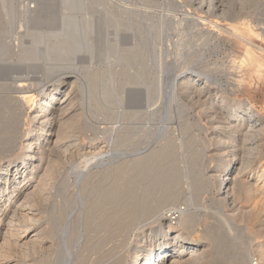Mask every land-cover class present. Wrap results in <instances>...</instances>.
<instances>
[{
  "label": "bare ground",
  "instance_id": "6f19581e",
  "mask_svg": "<svg viewBox=\"0 0 264 264\" xmlns=\"http://www.w3.org/2000/svg\"><path fill=\"white\" fill-rule=\"evenodd\" d=\"M16 1L18 2V0H16ZM19 1L21 3L24 2L23 0H19ZM30 1H32L34 3L32 6L29 5L25 1L27 3L26 7H28L27 8L28 14L26 12L22 11L23 13L29 15L28 16L29 17L28 22L31 25L30 29L35 30V28H37V30L39 29L38 31H40V33H43L44 32L43 30L45 28H46V30L50 29L49 31L47 30V32L45 30V33H43V34H46V35H48L47 33H49L52 29L54 31H51L52 33L51 32L49 33L48 38L44 37V35L42 36V34H41V36L44 37V39L45 38L47 39V41H45L46 46H44V47L42 45H41L42 47L40 46V43L43 44L42 41H44V40H42V37L39 35H36L34 37L31 36L32 37V39H30L31 44L29 45L27 43L29 46H22V42H21L20 37H16V38L14 37L16 42L11 43V44L9 43L11 46H8V44H5L6 40L4 42L0 38V76H3V77L4 76L9 77L10 75L12 76L11 73L14 72V74H16L17 70H22L21 74L26 73V75H27L29 73H33L36 75L38 73H42L43 71L41 69L44 68V67L41 68L40 70L42 72H40L39 69L36 68V66H34V62L36 61V59L37 60L38 59H40V60L46 59L48 61L47 62L45 61V62L48 64H51V63H49V60L53 61L54 58H58L59 60L62 59V61L64 58L65 59L66 58H72L73 59L75 54L77 55L78 52L80 53L82 51H84L85 54L87 51L86 55L89 56L88 58H89V62H90L92 59H95L92 57L94 56V54H96V52H94V50L97 49L96 47L99 44H100V46L102 45L101 49H100V51H102V53H100V55L102 54L104 56L103 58H107L108 56L110 57L111 55H109V54H112L113 48L116 49L114 46H115L116 41H118V39L115 42H112L114 44V46H111V45H109V44H111L109 40H108L109 41V44H108L107 42H105V39L99 38L101 36V34H99L100 36L95 37L97 39L99 38L100 40L99 39L98 40L93 39V40H95V43L94 44L90 43V41H89V34L90 33L89 32H90V30L94 29V23L91 22V23H93V26H91L92 24L89 22V20L85 19L86 17L84 18L83 15H81V14H79V16L76 17L75 13L77 11L76 12L74 11L75 13L72 11L73 13L71 16L67 15L68 14L67 12L71 13L69 10L75 9V10H79L78 12H82L81 10L86 11L85 10L86 7H87V11L91 12L93 8H91V5H89L88 1H87L88 4H86L84 0H30ZM98 1L100 2V0H98ZM109 1L110 0H108V2ZM129 1H131V0H129ZM195 1H196V4L201 5V6L207 5L206 7H208V8L211 5H214L213 4L214 0H195ZM7 2H9V5H6ZM12 2H13V0H0L1 12L2 13L4 12L3 13L4 15L10 14L9 13L10 11L12 14V9H13L12 8L13 7ZM32 2H30V3H32ZM102 2H104V1H102ZM96 3H97V0H96ZM117 3H119V2H117ZM172 3H173V5H175V7L178 6L181 9L185 8L187 6L186 0H171V4ZM106 4L107 3H105V5ZM19 5H17V6H19ZM21 5L23 6V4H21ZM21 5H20V7H21ZM92 5H94V4H92ZM117 5H118V7H120L119 4H117ZM110 6H109V8L108 7H106V8L110 9L111 8ZM195 6H193V8ZM88 7L91 10H88ZM125 7H124V10H125ZM3 8H4V11H3ZM127 8L128 7H126V9ZM132 8H134V7H132ZM165 8H166V6H165ZM172 8H174V7H171V9ZM22 9H23V7H21L20 10H22ZM65 9L67 10V12H65L67 14L63 13V11H66ZM118 9H120V8H118ZM129 9H127V10H129ZM181 9H180V11H182L181 13H183V14L190 11L189 8H185V10H181ZM95 10H99V9L96 8ZM122 10H123V8H122ZM122 10H120V11H122ZM127 10H125V11H127ZM135 10L137 11L140 9L136 8V9H134V11ZM17 11H19L18 8H17ZM103 11L104 10L102 9V12L101 11H99V12L102 14ZM116 11L114 10V13ZM131 11H130V13L132 16L133 13ZM92 12H91V14L89 12H87V13L84 12V13H86V15L89 13L88 17L91 18L92 15L93 16L95 15ZM96 12L99 14L98 11H96ZM112 12L113 11L111 10V12H110L111 15H112ZM122 12H124V11H122ZM122 12H119V13L121 14ZM141 12H142V10H141ZM144 12L145 11H143V14H144ZM17 13H16V15H18L17 17L22 16L21 13H18V14ZM84 13H82V14H84ZM137 13H138V11L134 14L136 15ZM155 13H153V14H155ZM226 13H227V11H226ZM19 14H21V15H19ZM103 14H105V13H103ZM125 14H127V13H125ZM125 14L123 13L122 15L124 16ZM162 14L164 15V13H162ZM122 15H118V16H122ZM138 15L141 17L144 16V15H140L139 13L136 16H138ZM161 15H160V17H161ZM98 16H100V15H97V18H98ZM103 16L104 15H102L100 17L102 18ZM107 16H109V15H107ZM127 16H129V14ZM153 16H152V18H155V16L154 17ZM179 16H181V15H179ZM183 16H185V15H183ZM186 16H187V14H186ZM9 17H12V16H9ZM79 17H81V18H79ZM124 17H126V16H124ZM133 17H134V15H133ZM146 17L148 18V16L145 15L144 18H146ZM101 18H99L100 19L99 20L96 18L94 19L92 17V19H94V20H99V22L96 21L98 23L95 22V26H97L96 24H98L99 28H95V29L99 30L100 28H103L104 25H106L105 24V23H107L105 21L106 19H101ZM106 18H107V20H109L108 17H106ZM126 18L128 20H130L129 19L130 17L129 18L126 17ZM126 18H123V19H126ZM190 18L191 17L189 15V19ZM195 18L197 19V17H195ZM12 19L13 18H11L10 20H12ZM20 19H22V17ZM123 19H121V20L124 22L125 20H123ZM185 19L187 21L186 17H185ZM236 19H238V18H236ZM10 20H7V21L9 22ZM16 21H18V20L16 19L15 23H16ZM21 21H23V19ZM115 21H116V19H115ZM248 21L243 20V21H241L240 24L242 26L244 25L247 27ZM18 22H20V21H18ZM18 22L16 23L17 24L16 26H18ZM117 22H119V21H117ZM123 22L120 21L119 23L122 24ZM192 22H191V25H192ZM196 22H195V24L197 25ZM204 22H206V21H204ZM210 22L216 24V22H212V21H210ZM11 23H12V21L9 23L10 26H11ZM88 23H90L89 24L90 26L88 25V27H87ZM108 23H109V21H108ZM124 23L126 25V21ZM127 23H128V21H127ZM130 23H133V22H130ZM169 23L171 24V22H169ZM211 23H209V24H211ZM21 24H19V25H21ZM170 24H169V26H170ZM184 24H186V22ZM118 25H116V26L118 27ZM125 25H120V27L125 26ZM134 25H131V26H134ZM145 25H146V23H145ZM198 25H199V23H198ZM1 26H2V24H1ZM126 26L129 28H126ZM126 26H125V28L127 30L131 28L130 25L129 26L126 25ZM172 26H173V24H172ZM3 27H4V25H3ZM7 27H9V26L7 25ZM25 27H26V25H25ZM39 27L44 28V29L40 30L41 28H39ZM113 27H114V25H113ZM146 27H145V29H146ZM11 28L13 29V26L10 27V30H11ZM132 28H134V27H132ZM249 28H248V30H249ZM0 29H1V27H0ZM108 29H110V27H108ZM118 29L115 28L113 30L116 31ZM199 29L197 28L198 32H199ZM253 29H254V27H253ZM6 30H8V29H6ZM6 30L4 28V31H6ZM16 31L17 30H15V32ZM104 31H105V29L102 32H104ZM115 31H114V33H115ZM135 31H136V29H135ZM146 31H147V33L150 31L148 34L151 33L150 29H147ZM11 32H12V30H11ZM118 32L116 31V33H118ZM131 32H132V30H131ZM138 32H140L139 29L135 33H138ZM143 32H142V34L145 33V32L144 33ZM260 33L262 35V32H260ZM17 34H18V31H17ZM19 34H21V33L19 32ZM108 34H110V31H108ZM118 34L121 35V33H118ZM198 34H199L198 35V37H199L200 33H198ZM203 34H205V33H203ZM234 34H238V33L235 31ZM24 35H25V32H24ZM110 35L107 36L108 38H106V39H110L109 38ZM127 35L130 36V34H127ZM135 35H138V34H135ZM141 36L142 35L140 34V37ZM117 37H119V36H117ZM140 37L138 36V38H140ZM168 37H169V35H168ZM202 37L203 36H201V38ZM205 37L202 38V41H204L203 39ZM115 39L116 38H114L113 41ZM128 39H125V40H128ZM134 39H135V37H134ZM144 39H142V37H141V40H143L145 42ZM184 39H183V41H186V37ZM257 39H258V37H257ZM261 39H262V37H261ZM12 40H14V39L12 38ZM90 40H92V39H90ZM120 40H122V39H120ZM123 40H124V37H123ZM141 40L138 39L137 41L140 42ZM87 41H88V43H87ZM150 41H151V39L147 40L148 43ZM23 42H24V40H23ZM118 42H121V41H118ZM125 42H127V41H125ZM144 42H142V43H144ZM147 42H145V43H147ZM153 42H154V40H153ZM186 42L188 43V41H186ZM25 43L26 42H24V44ZM182 43L184 44L185 42H182ZM133 44H131V45H133ZM135 44L137 45L136 42H135ZM152 44H151V46H152ZM155 44H157V43L155 42ZM179 44L181 45V43H179ZM116 45L118 47V43ZM121 45H122V42H121ZM139 45H140V43H138V45H137L138 47H136V48H139L140 47ZM147 45L149 46L150 44H147ZM251 45H253V44H251ZM141 46H143V45H141ZM145 46H146V44H145ZM198 46H200V45H198ZM256 46L258 48V45H256ZM132 47H134V46H132ZM172 47H173V45H172ZM119 48H120V50L118 52H120L121 49H123L124 47L123 48H122V46L120 47V44H119L118 49ZM127 48H130V47L128 46ZM14 49H15L14 53L17 54L18 58H21L23 61L26 59H29V58L35 59V60H32V61H34L32 64L33 67L30 66L32 62L28 63L30 67L26 66L27 64L24 65V67L26 66L24 69H21V68H23V67H21L22 64L19 66V64L17 65L15 63L17 65L16 66L17 68H18V66L21 67L18 69L15 67H12L14 65L9 66L10 64L9 65L5 64V61L8 60L7 57L10 56V53ZM143 49L140 48L139 50L142 52ZM179 49H181V48H179ZM247 49H248V47H247ZM97 50H99V49H97ZM125 50L128 53L127 56H129V53H130V52H128L129 50L128 51H127V49H125ZM152 50H151L152 53L155 52L154 49H152ZM254 50H256V49H254ZM261 50H262V48H261ZM131 52H132V50H131ZM137 52H138V50H137ZM249 53H251V52H249ZM97 54H98V51H97ZM134 54H136V53H134ZM134 54H133V56L131 55L132 58H134ZM162 54H163V50H162ZM115 55H116V57L114 55H112V57H114L112 59L117 58V55H118L117 51H116ZM153 55H155V53H153ZM87 56L84 58H87ZM124 56H125L124 58H126V63L127 64L130 63L132 65V63H131L132 58H130V57L128 58L126 55H124ZM135 57H137V55ZM138 57H139V55H138ZM143 57H144V55H143ZM155 57L157 59V55L151 59V60L154 59L153 62H155ZM103 58L100 57L101 62H102ZM83 59H82V61L84 62L85 60H83ZM96 59H98V58H96ZM142 59L144 61V58H142ZM142 59H140L139 61H141ZM158 59H160V56L158 57ZM80 60H81V58H80ZM80 60H79V62H80ZM73 61L71 63H73ZM93 61L94 60H92V62ZM143 61L139 62V64L142 63L144 66V65H146V63H144ZM38 62H39V60H38ZM42 62H44V61H42ZM83 62H81L79 65H82ZM101 62H100V64H102ZM107 62L108 61H105V64ZM111 62H113V61H111ZM117 62L118 61L116 60V63ZM157 62L158 61L156 60L155 64ZM46 63H45V65H46ZM103 63H104V60H103ZM123 63H125V62H123ZM134 63H136L135 60H134ZM39 64H42V63L39 62L38 66H39ZM55 64H59V63L54 62L53 65H55ZM60 64H61V62H60ZM66 64H68V67H69L70 62L66 63ZM114 64H115V62H114ZM61 65H64V64L62 63ZM85 65H88V64H85ZM156 65H155V67H156ZM70 66H71V64H70ZM109 66H110V64H109ZM159 66L160 65H158V67ZM88 67H90V66L88 65ZM58 68L54 70V67L51 66L48 68L49 73L47 70V73H45L47 75H45V74L44 75L46 77L48 75L52 76L54 73L60 71ZM78 68H80V67H78ZM138 68H139V66H138ZM80 69H82V68H80ZM101 69H103V68H101ZM109 69H110L109 67L106 68V70L103 71V73H102V74H104V72H105V74L103 76L104 78L102 76L101 77L104 79V82H105L104 87H106L108 89V91H107V89L105 88V91H107V93H109V94H113V91H111L112 88H114V87L117 88V87L116 86L109 87L111 85L113 86V82H112L113 80L111 79L112 76L111 77L109 76ZM74 70H75V67H74ZM66 72L67 71H65V73ZM113 72H115V71L113 70ZM142 72L140 71L141 74H142ZM158 72H159V70H158ZM129 73H130V71H129ZM19 74H20V72H19ZM69 74H71V73H69ZM98 74H99V70H98ZM126 74L124 73L123 76L125 77ZM141 74H139V76ZM193 74H195V73H190V75L192 77L191 79H187V81L185 79L184 81H181V85H176V89H178V91L179 90L182 91L184 89L183 85H185V84L187 85L188 81H192V83H195V84L198 83V85H199L200 81L197 78L193 77V76H195ZM56 75L58 76V74H56ZM78 75H76V78L73 77V75L72 76H64L61 79V82L63 83L62 86H52V87L46 86L44 84V82H43V85H42V82L38 83L37 82L38 79L36 77L35 78H31L28 76H26V77L24 76L21 78L13 77V78H16V80L14 79L16 84L13 85V88H12L13 91L12 92L18 93V94L14 95L13 97L9 96L8 94L7 95L0 94V153L7 152V154H4L3 156L0 157V264H242L244 258H245V260H247V255L251 254L253 251L257 252V254L259 256V260L262 262V264H264V239L263 238L260 241H258V243H256V244H252V245L246 244L247 246H246V248L244 247V250H243L244 254L242 251L243 246L241 244V241L239 240L242 236L246 237V236H248V233L253 232L254 226L253 227H249V226H250V224L252 225L254 223H257L259 220L260 216L258 217V215H259L261 209H259V207L257 205L258 204H260V205L264 204V200H263L264 199V177H263L264 176V168H261V169H259L258 172H256V174H257L256 182L254 181L255 183H251V181L249 180V176H247L246 174H244L245 172H243V169H245L246 166L243 167L241 165H237L238 161H241V160L243 161L244 159L242 158L243 156L237 157L236 149L233 146L234 143L232 144V141H234V140L236 141V139L233 138V135H234L233 131L235 130L234 127L236 124L240 123V125H248V128H250V129L251 128L255 129V127L259 128V129H256L255 131L252 130V131H254V133L256 135L257 132L264 130V116L259 117V116L253 115L250 111V109L252 107L251 104H246V103L242 104L241 103V107L244 108L243 110H241L239 107L233 108L232 110L231 109L227 110L228 114H229V117L227 119L228 125L223 126L222 125L223 123L221 121H217L218 122L217 128H222L224 138H226V139H224V140L221 139L220 136H218L215 131L212 133L214 135L213 138H215V141H217V143H219V144L220 143H222L223 145L226 144L225 146H223L224 147L223 150L225 149L224 151L226 153V154L223 153V156L224 155L230 156V158H228V161H229L228 167L225 169V172L223 174H221L222 178L220 180L221 181L220 183H222V185H224V191L222 193L223 195H220V196H224V198H226V199L231 198L232 200L240 199L242 197H246V198H248V200H251V204L248 205L247 207H245V209L241 210V212H240V217L246 223V225L243 226L244 227L243 229H239L233 223H230L229 219L226 216L222 215L223 213L221 214L222 211L220 212V210H221L222 206L218 204V201H223V199H221V197H219L218 199L216 197L213 198L212 200L219 205L220 210L217 212H219L220 215H222V217L220 218V220H217V222L214 219V222H216V223H210L208 221V223H210V224L207 225L206 229L204 228V231H203L204 237H202V239L205 238L206 240L201 239L200 242L192 243L189 241L188 231L190 228H194L193 224L198 219L197 218L198 216L201 217V215H199V214L201 213L202 209L199 210L195 206L193 207L194 204L192 205L193 201L191 200L192 202L189 201L190 204L187 202L185 203V205L186 204L187 205L184 208H179L177 206L174 208L175 212H178V214H179V215L177 214V217L174 218L172 216V215H174V213H172V211H174V209L172 207H170V208H168L170 210H168V209L166 210V207H168V205H170L169 203H171L172 200L175 201L173 197L168 195L169 194L168 192H170V194L172 193L171 191H168V190H169V188L171 189L173 184H175L176 178H174V176L178 175V174H176L175 169H173L174 170L173 171V170H171L170 166H166V165L165 166L167 168L165 166H163L162 167L163 170L162 169L157 170V171L162 170V173L161 172L158 173L159 177H157V175H155V177L150 175L151 174L150 172H152L153 169H152V171H148L150 174L146 171L148 169H151V168H149L150 165L154 164L155 162L156 163H157V161L158 162H160V161L164 162L163 160L165 159V157H163V156L170 155L169 147H170V144H172V143H170V144L168 143L169 145H167L166 144L167 140H166V142L163 140L165 142L164 144L162 142V144L164 146L161 144L162 149L159 148L160 149L159 151L157 149H155V150L152 149V151L150 150L149 152H146V153H143V151H140L141 153H143V154H140V153H137L136 152L137 150H136L135 155H133V153H132L133 157L130 158V156H128L129 158L124 159V161L130 160L129 162L128 161L126 163H124V162L119 163L120 161L115 162L118 158L117 156L120 155V153L118 154V152H116L117 149L119 150V152H121V153L124 152V153H127L129 155V151L125 152L126 151V149H125L126 144H129L128 142L132 143V144L130 143L131 144L130 146H134L133 147L134 150L137 149V147H135L136 145H134L135 140H134V142H132V141L134 138L139 137V136H136V135H139L138 134L139 132L136 133V130L139 131L141 127L139 128L138 125L143 124V123H138V124L136 123L137 124L136 126L139 129H137L136 126L131 128L130 126L124 125V123L127 124V121L125 120L126 122H124V123L120 122L119 127H117V128H120L121 123L123 124V126L121 128H124V126H126L127 128H125L124 130H121L123 133L120 135H118V132H120V131H118V129H117L116 135L113 136L114 141L111 140L120 147H117V149L115 148L116 150H115V152H113V154L111 151H108V152H111V154L113 156L116 153L115 154V155H117L116 160H114L115 158H113V156L110 154L113 158L112 159L108 155L109 154L108 152H107L108 154L106 153V155H96V153L99 152L103 148L100 145H98L97 143L92 142L93 140L91 138H90V141L88 144H85V145L77 144L76 145V143H75L76 142L75 141V135L76 134L75 133H77L76 132L77 130L75 131L73 129H75L80 123L83 125V127L94 128V125L92 124V122H88V120L91 119L90 115H89L91 113L89 108L86 110L88 112V113H86L88 115L87 116L85 114V112H86L85 109H83L85 107V105L82 106V104H80V101L82 102V100H83L82 96H84V95H81V96L79 95L78 89H80L81 86L78 88V82H79L77 79V78H79ZM97 75L94 74V76H97ZM115 75H116V72H115ZM134 75H136V74H134ZM137 75H138V73H137ZM149 75L147 74L146 77ZM90 76L92 77L93 75H90ZM129 76H128V78H129ZM142 76H145V74L143 73ZM32 77H33V75H32ZM140 77L139 78L136 77L138 79V81H139ZM9 78H7V79H9ZM47 78H46V80H47ZM50 79H52V78H50ZM97 79L98 78L96 77V80ZM4 80L5 79L3 78V80H1V81H4ZM41 80L43 81V79H41ZM117 80H119V79H117ZM172 80H175V79H172ZM11 81H13V80H11ZM110 81L112 83H110ZM121 81H124V80H122V77H121ZM131 81L134 82L133 79ZM154 81H156L155 83H157L158 80H154ZM135 82L137 84V80H135ZM135 82H134V84H135ZM92 83H94V81ZM98 83H100V82H98ZM127 83L129 84V80ZM39 84H41V86ZM46 84H47V82H46ZM82 84H84L83 81H82ZM87 84H89V83H86V85ZM95 84H97V83H94V85ZM109 84H111V85H109ZM115 84H117V83L115 82ZM122 84H123V82L121 83V85ZM145 84L147 86V83H145ZM148 84H149V81H148ZM86 85L84 84L83 87ZM89 85L91 86V84H89ZM132 85L133 84H129L130 87ZM142 85L143 84H141V85L139 84V86H142ZM154 85L156 86L157 84H154ZM174 85L175 84L173 83L172 86L175 87ZM139 86L137 87L139 91H136L137 89L132 90V92H131L132 94L131 95L128 94L129 98L127 97L128 95L126 94V92H130V90L125 87L126 89L129 90V91L126 90L125 94H124V95H127L125 98L128 101L127 102L128 106L126 108L133 106V107H135L134 110L137 111L138 105L136 106L134 104V103H136V101H139V102L144 104V101L146 102V100L149 99L148 97L153 96L155 94V92L153 93V95L151 94L150 90L148 89L149 86L144 87V85H143V91H140V90H142V88L139 89ZM94 87H89V88L85 87L86 90H84L85 93H88V96H87V94H85L86 95L85 101H87V106L90 108L94 105L93 100L97 97L95 95H99L100 91H104V90H99V85H98V87H97L98 92H96L98 94H95L93 91ZM118 87H119V85H118ZM153 87H151L152 91L154 89ZM173 87H172V89H173ZM1 88H4V85H0V89ZM85 88H83V89H85ZM100 88L103 89V86ZM125 88H123V89L125 90ZM144 88H146L145 91H144ZM4 89H6V88H4ZM37 89H40L43 92V96L41 97L42 101L40 100L41 104L38 105L37 108H35V107H33V104H34L33 97L34 96H33L32 92L37 90ZM120 89H121V87H120ZM168 89H170V88H168ZM200 89L203 90L204 86L200 87ZM9 90H10V88H9ZM105 91L102 92L103 93L102 95H104ZM80 92H82V91H80ZM122 92H124V91H122ZM5 93H7V92H5ZM120 94H121V91H120ZM102 95L101 94L99 95L100 99H102L101 98ZM155 95L157 97V94H155ZM110 96H112V95H110ZM118 96L120 97V95H118ZM196 96H197V94H196ZM98 97H97V99H99ZM119 97L117 98L118 100H120ZM167 97L168 98L172 97V99H173L174 94L169 91V93L166 94V98ZM105 98H103L102 100H104ZM125 98H122V99L125 100ZM97 99H95L96 102H99V100H97ZM109 99H110V97L108 98V100ZM111 99H113V98H111ZM150 99L147 100V102L151 101ZM174 100H172V101H174ZM152 101H153V99H152ZM170 101H171V99H170ZM170 101H169V103H171ZM100 102H101V100H100ZM139 102H138V104H139ZM176 102H178V101H176ZM102 103H104V101H102ZM102 103H100V105ZM29 104L31 105L32 108H29L28 111L24 112V110H25L24 105H28V107H30ZM83 104H85V102ZM122 104H124V101L122 102ZM146 104H148V103H146ZM146 104H145V107H147ZM96 105H97L96 108H98L100 106V105L98 106V104H96ZM96 105H94V106H96ZM107 105H108V103H107ZM115 105L118 106L119 103H118V105L117 104H115ZM120 105H121V103H120ZM81 106H82V108H81ZM105 106H106V104H105ZM105 106L103 105L102 108ZM110 106L112 107V105H110ZM167 106L170 109V107H171L170 104ZM133 107H132V110H130V113L125 111V109H124L125 107L124 108L121 107L122 110L124 109V111L121 110V113H116L114 115V117L117 118V119L114 118L115 119L114 124L118 120L119 116L120 117L123 116L122 120L124 121V118H125L124 115H126L127 117L130 115V117H133L132 118L133 120L131 118H130V120L134 122V119L136 118L135 120H137L138 117L140 116V114H141V116L145 115V114L142 115V113H145V111H146V109L143 106H142L141 110L144 109L145 111H143V112L140 111L141 112V113L139 112L140 114L139 113L137 114V112L131 113V111H134ZM113 108H114V106H113ZM163 108H164V106H163ZM163 108H161V109L163 110ZM106 109L108 110L109 108L105 107V110ZM110 109H112V108H110ZM129 109L130 108H128L127 111H129ZM105 110L103 109V111H105ZM113 110H115V109H113ZM148 110H149V108H147V112L149 113V111L151 109L149 111ZM155 110L156 109H153V111H155ZM173 110H175V109H173ZM212 110H214V108ZM19 111H21L22 113H19ZM103 111H101V112H103ZM122 112H126V113H122ZM168 112H169V110H167V107H165L163 111H160V112L157 111V113L159 115L156 114V116L158 115V117H160L159 119H163V116H166L167 114L170 113V112L169 113ZM100 113H98V114H100ZM112 113H114V112L111 110V114ZM21 114H23L25 116L23 119L21 118ZM107 114H105V115H107ZM154 114L155 113H153V112L151 114L149 113L148 117L154 118ZM147 115L148 114H146L145 116H147ZM167 116H169V115H167ZM108 117H110V115ZM111 118H109V119L111 120ZM153 118H151V119H153ZM127 119L129 120V117ZM145 119H146V117H145ZM166 119L168 120V118H165V120ZM139 120L142 121L141 117L139 118ZM146 120H148V121L147 122L143 121L145 124L150 121V119H146ZM131 121H128V123H131ZM24 122H25V124H28L29 126L26 128L25 133H22V135H20L21 127H22V125H24ZM158 122H161V121L158 120ZM94 124H97V123L94 122ZM112 124H113V120H112ZM158 124L161 125V123H158ZM164 124H165V122H163V125ZM117 125H118V122H117ZM131 125L134 126V124H132V123H131ZM142 126H144V125H142ZM188 126H190V125H188ZM11 127H12V131L10 130ZM111 127H113V125ZM163 127L164 126H160L158 129L156 127H154L155 128L154 130L150 126L148 128H151L153 131H158V133L157 132L156 133L158 135H160V134H162ZM166 127H167V125H166ZM186 129H188V128H186ZM15 131H16V133L17 132L19 133V135L16 136V138L23 136V137H21L22 139L20 138L21 141L19 142L20 143L19 148L17 147L18 146L17 142H15L16 140L15 141L12 140V138L14 136L12 137L11 132L13 133ZM147 131H148V129H147ZM153 131H148V133L143 131V132H145L144 136L146 134H148V137L152 136L151 132H153ZM166 132H167V129H166ZM112 133H113V131H112ZM247 134L248 133L246 132L244 135H247ZM250 134L248 136H250ZM169 135L170 134H168V136ZM255 135H253V136L251 135V137H254ZM140 137H142V135ZM146 137H144V139ZM156 138H157V135H156ZM163 138H165V135ZM110 139H112V138H110ZM148 140L149 139L146 138L145 142H141V144L146 143V145H147ZM150 140L152 141V139H150ZM159 140L160 139L158 138L157 143H159ZM252 140H254V139L252 138ZM151 141H149V144ZM136 142H138V141H136ZM169 142H171V141H169ZM73 143H75V145H73L75 149L71 147V149H74L73 151H71L69 147H70V144H73ZM138 143H137V145H138ZM154 143L157 144L156 142H154ZM253 143H254V141H253ZM155 144H154V146H155ZM165 144H166V146H165ZM121 146H122V148H121ZM130 146L128 147L129 149H130ZM144 147H145L144 149L147 150L146 146H144ZM174 147H175V145H174ZM177 147L178 146L176 144V148ZM128 148H127V150H128ZM133 148L131 147V149H133ZM148 148H149V145H148ZM141 149H143V148H141ZM112 150H114V149H112ZM166 151L169 154H167ZM171 152L175 153V152H173V150ZM74 153H78V155L83 154L85 156V157H83V155H82V157H81V158L85 159V161L83 163H81L79 161L80 159L78 160L79 163L77 162L79 164V165L77 164L78 165L77 166V172H75L77 174L72 173V174H74L73 178H75L74 179L75 184L73 185L74 189L72 188L73 190L69 191L68 190L69 186L65 187L66 184L69 183V181L67 180L68 178H66L67 176L63 175V179L65 181V186L63 185V188H62V186L60 188V186L56 183L59 186V188L58 187L57 188L59 190L61 189L60 190L61 191L60 196L56 198L55 196H57V195L54 193L51 195L50 190L52 188L53 189L56 188V186H57V185L55 187L53 186L56 182L55 177H56V175H58L57 171L59 169V166L61 165V161L63 159H67L68 156L69 157L72 155L74 156ZM124 153L122 155H124ZM163 154H165V155H163ZM107 155L109 156V158L107 157ZM173 155H175V154H173ZM105 156L109 160V161H107V167L104 166V167H106L105 173L103 174L102 171H98V170L96 171V170L92 169V165L102 163ZM120 157H121V155H120ZM168 158H169V156L166 157V159H168ZM105 162H106V159L103 163H105ZM131 162H133V163H131ZM67 163H68V161H67ZM168 163H170V161ZM159 164H157V165H159ZM70 165H71V163L69 164V166ZM157 165L155 164V167L153 165L152 166L154 168H156ZM70 167L74 168L75 166L74 167L70 166ZM164 167L166 168V170L164 169ZM19 168H22L20 170L21 173H19ZM68 168H67L68 175H70V173H69L70 169H68ZM246 169H247V167H246ZM103 170H105V169H103ZM196 170L198 171V169H196ZM66 171H65V173H66ZM145 171L147 172V174H142ZM40 172H42V173L39 174ZM70 172H72V171L70 170ZM38 175H39V177H38ZM165 175H167V176L164 179ZM37 177H38V179H37ZM175 177H177V176H175ZM189 177H190V174H189ZM73 178H72V180H73ZM173 178L175 179V181L172 183V181L174 180ZM185 178H186V176H185ZM166 179H168V180H166ZM193 180L191 182H193ZM58 181L61 182L63 180L60 179ZM67 181H68V183H67ZM195 181H196V178H195L194 182ZM12 182H15V184H13V186H12L13 188L10 191H8L9 187H11L10 185L12 184ZM60 182H58V183L60 184ZM209 182H211V181H209ZM209 182L208 181H205L204 183L202 182V185L207 190H208V188L215 187L218 184V182H217V183H213V184L210 183V185H209ZM102 183L106 186H103ZM166 186H167L168 190L165 188ZM191 187H192V184H191ZM64 188H66V191ZM172 188L176 189L175 186H173ZM193 188L200 189V187H198V186H194ZM201 188H203V187H201ZM62 189H64L65 192L62 191ZM164 189H166L164 191V192H166V194L163 192ZM178 191L176 193L173 191L176 194V196H177ZM53 192H55V191L53 190ZM130 192L132 193V195L131 194L129 195ZM161 192H163L165 195H163V193L161 194ZM55 193H57L59 195V192H55ZM189 193H191V192H188L187 194H189ZM64 194H65V196H64ZM158 194H161V196H158ZM178 194H181V193L179 192ZM187 194L185 195L186 197H187ZM192 194L194 197V193H192ZM162 195H163V197H162ZM49 196L50 197L54 196L56 199L55 200L53 199L54 203L51 201L52 206H50V202H49V204L46 203L45 208H47L49 206L48 211H49L50 215L49 216L47 215L48 217L46 216L47 217L46 222L41 223L40 220H41L42 213L35 212V211H37V209H35V206H36V203L43 205L44 202H46L49 199ZM182 196H184V193ZM180 197L181 196H179V198ZM189 197L190 198H188V199H191V196H189ZM179 198H177V200H179ZM188 199H186L185 201H188ZM177 200H176V202H177ZM183 200H181V201H183ZM49 201H50V199H49ZM176 202L175 203L173 202L174 205L176 204ZM184 202H182V203H184ZM214 202L212 205L216 204ZM209 207L212 209L211 206H209ZM192 208L197 209L200 213L196 212V210L194 211V209L192 210ZM48 211H47V213H48ZM165 211H166V213H165ZM203 211H202V213H204ZM169 212L171 214H169ZM197 213H198V216H197ZM209 213H210V211H209ZM209 215H208V217H209ZM210 217H212L211 219H213V216H210ZM146 219H149V220L151 219L152 220L151 222L158 223V224L148 228V229L156 232V236L154 238L152 237L150 232L149 233L148 232L147 233L142 232V233L135 234L136 233L135 231H137L138 229H142V228L137 229V226H134V225L135 224H141V221L143 223V220H146ZM174 219H176V221L174 222V223L177 222L176 225L172 224V221ZM208 220H209V218H208ZM240 221H241V219H240ZM137 222H139V223H137ZM97 227L98 228L102 227L101 230L106 229L105 236L103 234H100V236H99V234H97L99 232L97 230L100 229V228L98 229ZM144 227H145V225H144ZM147 231H149V230H147ZM102 232L104 233V231H102ZM190 232H191V229H190ZM117 234H119L121 239L116 238ZM101 235H103L104 237L103 236L101 237ZM113 239H115V241H117L118 243L114 242V244H111L113 242H110V246L106 247L105 245H107L109 243L108 241L109 240L113 241ZM127 240H130V242L128 241L129 243H127L126 242ZM214 249H216V250L214 251ZM38 256L40 257V259H39V261L36 262V259H38L37 258ZM255 264H258V263H255Z\"/></svg>",
  "mask_w": 264,
  "mask_h": 264
},
{
  "label": "rangeland",
  "instance_id": "374dc122",
  "mask_svg": "<svg viewBox=\"0 0 264 264\" xmlns=\"http://www.w3.org/2000/svg\"><path fill=\"white\" fill-rule=\"evenodd\" d=\"M24 2H20L19 0H18V2L16 1V0H13V2H12V4H13V9H12V14H11V11L9 12L10 14H8V15H4L2 12H1V8H0V27H1V29H0V38H1V40L2 41H4L5 42V40H6V42H5V44H8V46H11L10 44L11 43H14V42H16V40H15V38L16 37H20V39H21V42H22V46H29L31 43V40L30 39H32V37H34V36H36V35H39V36H41V34H42V36L44 35V37H47L48 38V35H49V33L51 32V31H54L53 29L49 32V33H47L48 35H46V34H43V33H45V30H46V28L44 29V28H41V27H39V28H41L40 30H43L44 32L43 33H40V31H38L37 30V28H35V30L37 31H35V30H33V29H30V27H31V25H30V23L28 22V16L29 15H27L28 14V12H27V8L28 7H26V4L28 3L29 5H33L34 3L32 2V1H30V0H23ZM27 3H26V2ZM29 1V2H28ZM85 1V3L86 4H88V2H89V5H91V8H93L92 9V13L93 14H95L94 16L92 15H90L91 16V18L90 17H88L89 16V13L91 14V12L90 11H87V7L85 8V10L86 11H84V10H81L82 12H78L79 10H75V9H72V10H69L71 13H69V12H67V10L66 11H63V13L64 14H67L68 16H71L72 15V13L75 11H77L74 15L76 16V17H78L79 16V14H81V15H83V17L85 18V19H88L89 20V22L91 23V22H93L94 23V29L95 28H99L98 27V24H96L97 26H95V22L96 21H98L99 22V18H101L100 16H102V15H104L101 19H106L105 21L107 22V23H105L106 25H104L103 26V28H100L99 30L98 29H93V30H90V34H89V41H90V43H95V40L97 39V38H95V37H97V36H100L99 34H101V36L103 37H99L100 39H105V42H107L108 44H109V41H110V43L111 44H109V45H111V46H114V44L112 43V42H115L117 39H118V41H121L122 42V45H121V42H118V41H116V43H115V48L116 49H114L113 48V52H112V54H109V55H111L110 57L108 56L107 58H103L104 56L101 54L100 55V53H102V51H100V49H101V46H100V44L96 47L97 49H99V50H97L98 51V54H97V51L96 50H94V52H96V54H94V56L92 57V58H98V59H92V60H94L93 62H92V60L89 62V56H87L86 54H87V51H86V54L84 53V51H82V52H78L77 53V55L75 54V56L73 57V59L72 58H64L63 59V61H62V59L61 60H59L58 58H54L53 59V61L52 60H49V63H51V64H48V63H46L48 60H46V59H38L39 60V62L40 63H42V64H39V66H38V60L36 59V61L34 62V61H32V60H35V59H31V58H29V59H26V60H22L21 58H18V56H17V54H15L14 53V51H15V49L14 50H12V52L10 53V56L9 57H7V59L8 60H6L5 61V64H10L9 66H12V65H14V66H12V67H15V68H17L16 66L19 64V66L21 65V67H23V68H21V67H19L18 66V68H21V69H24L26 66H29V64L28 63H31V65L30 66H32L33 67V62H34V66H36V68H38L39 69V71L40 72H42V73H38V74H33V73H29V74H27L26 75V73L24 74H21L22 72V70H17L16 71V74H14V72L13 73H11L12 74V78L13 77H18V78H21V77H26V76H28V77H31V78H37L38 80H37V82L39 83V82H42V85H43V82H44V84L46 85V86H62L63 85V83L61 82V79L64 77V76H72L73 75V77H75L76 78V75H78L79 76V78H77L78 79V81L80 82H78V88L80 87V89H78V91H79V95L81 96V95H84V96H82V98H83V100H82V102L80 101V104H82V106H84L85 105V107L83 108V109H85V111L89 108V110H90V120H88V122H92V124L94 125V128H89V127H83V125L80 123L75 129H73V130H77L76 132L77 133H75L76 135H75V143H76V145L77 144H83V145H85V144H88L89 143V141H90V138L93 140L92 142H94V143H97L98 145H100L103 149H101L99 152H97L96 153V155H106V153L108 152V151H111L112 152V154H113V152H115V150L117 149V147H120V146H118L116 143H114L113 141V136H115L116 135V131H117V129H118V131H120V132H118V135H120V134H122L123 132L121 131V130H124L125 128H127L126 126H130L131 128L132 127H135L138 123H143L142 125H144V126H142V125H138L139 126V128H140V130L139 131H137L136 129V133L137 132H139L138 134L139 135H136V136H139L138 138L136 137V138H134L133 139V141L132 142H134V140H135V144L134 145H136L135 147H137V149H135L134 150V146H130L132 143L131 142H128L129 144H126V151L125 152H128L129 151V155L127 154V153H124V152H119V150L117 151L116 150V152H118V154L120 153V155H121V157L123 158H121L120 157V155L119 156H117V155H115L114 154V156L111 154V152H108L107 154L112 158V156H113V158H115L114 160H116V158H117V160L115 161V162H118V161H120L119 163H122V162H124V163H126L127 161L129 162L130 160H125L124 161V159H127V158H129L128 156H130V158L131 157H133V155H135L136 153H135V151L137 152V153H140V154H143V153H146V152H149L150 150L152 151V149L153 150H155V149H157L158 151L160 150L159 148H161L162 146H161V144H162V142H163V144L166 142V140H167V142H166V144L167 145H169L170 143H172V144H170V147H169V153H170V155H167V156H169V158L168 159H166V155L165 154H163V155H165V156H163V157H165V159L163 160L164 162H158L157 161V163L155 162L154 164H152L154 167H155V164L157 165V164H159V165H157L156 166V168H154L152 165H150V167L149 168H151V169H148V170H146L147 172L148 171H152V169H153V171L152 172H148L150 175H152V176H154L155 177V175H157V177H159L158 175V173H162V170H163V166H170V168H171V170H173V169H175V172H176V174H178V175H175V176H177V177H175L174 176V178H176V181H175V179L172 181V183L175 181V184H173L172 185V187L173 186H175L176 187V189L175 188H172L171 187V189L169 188V190L167 189V186L165 187L168 191H171L172 193L170 194V192H168L167 194L168 195H170L171 197H173L174 198V200L175 201H171V203H169L170 205H168V207H166V210L168 209V208H170V207H172L173 209L177 206V207H179V208H184V207H186V205H185V203L187 202V203H189L190 204V202H192V205H193V207L195 206L196 208H198L199 210H201L202 209V211L204 212V213H202V211H201V213L203 214H201L197 209H195V208H192V210L194 209V211L196 210V212H198V213H200L199 215H201V217H199L198 216V213H197V218L199 219H197L195 222H194V224H193V227L194 228H190L191 229V232H190V229H189V231H188V238H189V241L190 242H192V243H196V242H200V240L202 239V237H204V228L206 229V227H207V225L208 224H210V223H216L217 222V220H220V218L222 217V215H224V216H226L228 219H229V222L230 223H233L235 226H237L239 229H243L244 227V225H246V223L242 220V218L240 217V212H241V210H243V209H245V207H247L248 205H250L251 204V200H248V198H246V197H242V198H240V199H235V200H232L231 198L230 199H226V198H224V196H220V195H223L222 193H223V191H224V185H222V183H220L221 181V178H222V176H221V174H223L224 172H225V169L228 167V163H229V161H228V158H230V156L229 155H224L223 156V153L224 154H226L225 153V149L223 150V146H225L226 144H222V143H217V141H215V138H213L214 137V135L212 134L214 131L216 132V134L218 135V136H220V138L221 139H226V138H224V135H223V130H222V128H217V121H221L223 124V126H225V125H228V123H227V119H228V117H229V114H228V111L227 110H229V109H233V108H237V107H239L241 110H243L244 108L243 107H241V103L242 104H244V103H246V104H251V109H250V111H251V113L253 114V115H255V116H259V117H263L264 116V0H214V5H211L209 8L208 7H206L207 5H203V6H201V5H198V4H196V1L195 0H186L187 1V6L185 7V8H189L190 9V11L189 12H186L185 14H183V13H181L182 11H180V7H178V6H176L175 7V5H173V3L171 4V0H131V1H129V0H110L109 2H108V0H100V2L97 0V3H96V0H84ZM88 1V2H87ZM94 1V2H93ZM102 1H104V2H102ZM150 1V2H149ZM216 1V2H215ZM239 1V2H238ZM30 2H32V3H30ZM93 2V3H92ZM102 2V3H101ZM113 2V3H112ZM117 2H119V3H117ZM140 2V3H139ZM220 2V3H219ZM238 2V3H237ZM18 3V4H17ZM94 4V5H92V4ZM104 3V4H103ZM105 3H107L106 5H105ZM135 3V4H134ZM218 3V4H217ZM224 3V4H223ZM21 4H23V6L21 5V7H23V9L22 10H20L21 9V7H20V5ZM117 4H119V6L120 7H118V5ZM141 4V5H140ZM241 4V5H240ZM6 5H9V2H7L6 3ZM16 5V6H15ZM17 5H19V6H17ZM111 5V6H110ZM117 5V6H116ZM129 5V6H128ZM135 5V6H134ZM163 5V6H162ZM196 5V6H195ZM198 5V6H197ZM93 6V7H92ZM109 6L111 7L110 9H107L106 7H108L109 8ZM126 6V7H128L127 9H131L132 7H134V8H132L131 10L129 9V10H127L126 9V7H125V10H127V11H125L124 10V7ZM165 6H166V8H165ZM193 6H195L194 8H193ZM18 8V10L20 11H17V8ZM90 7V6H89ZM89 7H88V10H91V9H89ZM117 7V8H116ZM171 7H174V8H172L171 9ZM197 7V8H196ZM206 7V8H205ZM25 8V9H24ZM96 8H98L99 10H95ZM118 8H120V9H118ZM122 8H123V10H122ZM140 9V10H137L138 11V13L140 14V15H146V16H148V18L146 17V18H144V16H136L134 13H136L137 11L135 10L134 11V9ZM176 8V9H175ZM185 8H182L181 10H185ZM6 9V8H5ZM102 9L104 10L103 11V13H105V14H101L99 11H101L102 12ZM107 9V10H106ZM111 10L113 11L112 12V15H111ZM114 10L117 12H115L114 13ZM120 10H122V11H124V12H122V11H120ZM141 10H142V12H141ZM205 10V11H204ZM223 10V11H222ZM3 11H4V8H3ZM26 12L27 14H25V13H23V12ZM73 11V12H72ZM89 12L87 15H86V13H84V12ZM96 11H98L99 12V14L96 12ZM109 11V12H108ZM122 12L121 14L119 13V12ZM130 11L133 13V15H134V17H133V15L131 16V13H130ZM143 11H145L144 12V14H143ZM166 11V12H165ZM180 11V12H179ZM207 11V12H206ZM226 11H227V13H226ZM21 13L22 14V16H19V17H17L18 15H16V13ZM65 12H67V13H65ZM148 12V13H147ZM150 12V13H149ZM157 14H156V13ZM259 12V13H258ZM17 13V14H18ZM82 13H84V14H82ZM108 13V14H107ZM114 13V14H113ZM125 14V13H127V14H125L124 16H126V17H130L129 19L130 20H128L126 17H124L122 14ZM153 13H155V14H153ZM162 13H164V15L162 14ZM21 14H19V15H21ZM122 15V16H118V15ZM129 14V16H127ZM161 15V17H160V15ZM185 15V16H183V15ZM186 14H187V16H186ZM25 17H24V16ZM27 15V16H26ZM80 15V16H81ZM97 15H100V16H98V18H97ZM107 15H109V16H107ZM151 15V16H150ZM155 16V18H152V16ZM179 15H181V16H179ZM189 15H190V19H189ZM192 15V16H191ZM215 15V16H214ZM224 15V16H223ZM8 16V17H7ZM9 16H12V17H9ZM151 18H150V17ZM153 16V17H154ZM157 16V17H156ZM179 16V17H178ZM4 17V18H3ZM7 19H6V18ZM17 17V18H16ZM22 17V19H23V21H21L22 19H20ZM82 17V16H81ZM81 17H79V18H81ZM88 17V18H87ZM92 17L95 19H99V20H94V19H92ZM106 17H108V19L109 20H107V18ZM122 17V18H121ZM140 17V18H139ZM185 17L187 18V21H186V19H185ZM195 17H197V19L195 18ZM9 18V19H8ZM11 18H13L12 20H10ZM18 20V21H20V22H18V21H16V23L18 22V26H16L17 24L15 23V20L16 19ZM90 18V19H89ZM123 18H126V19H123ZM179 18V19H178ZM200 18V19H199ZM236 18H238V19H236ZM241 18V19H240ZM3 19V20H2ZM92 19V20H91ZM115 19H116V21H115ZM120 19V20H119ZM121 19H123V20H125L126 21V25H134L135 23V25L134 26H131V28L132 27H134V28H130V29H126V28H129V27H127L126 25H125V21L123 22ZM173 19V20H172ZM185 19V20H184ZM189 19V20H188ZM194 19V20H193ZM223 19V20H222ZM228 19V20H227ZM235 19V20H234ZM7 20H10L9 22L7 21ZM132 20V21H131ZM143 20V21H142ZM156 20V21H155ZM172 20V21H171ZM175 20V21H174ZM222 20V21H221ZM243 21V20H246V21H248V26L246 27V26H242L240 23H241V21ZM3 21V22H2ZM5 21V22H4ZM12 21V23H11V26H13V29L11 28V30H12V32H11V30H10V22ZM87 21V20H86ZM108 21H109V23H108ZM117 21H121V22H123L122 24L121 23H119V22H117ZM127 21H128V23H127ZM140 21V22H139ZM142 21V22H141ZM171 22V24L169 23V22ZM184 21V22H183ZM193 21V22H192ZM197 21V22H196ZM204 21H206V22H204ZM208 21V22H207ZM210 21H212V22H216V24H214V23H211ZM257 21V22H256ZM29 24H28V23ZM98 22H96V23H98ZM130 22H133V23H130ZM138 22V23H137ZM186 22V24H184ZM191 22H192V25H191ZM195 22L197 23V25L195 24ZM6 23V24H5ZM22 23V24H21ZM90 23H88L87 24V27H88V25L90 24ZM93 23H91L92 25L91 26H93ZM114 23V24H113ZM119 25H118V24ZM145 23H146V25H145ZM198 23H199V25H198ZM209 23H211V24H209ZM1 24H2V26H1ZM19 24H21V25H19ZM109 24V25H108ZM114 25V27H113V25ZM118 25V27L116 26V25ZM169 24H170V26H169ZM172 24H173V26H172ZM189 24V25H188ZM3 25H4V27H3ZM7 25L9 26V27H7ZM25 25H26V27H25ZM30 25V26H29ZM120 25H125L126 26V28H125V26H121L120 27ZM137 25V26H136ZM168 25V26H167ZM194 25V26H193ZM203 25V26H202ZM22 26V27H21ZM24 26V27H23ZM90 26V25H89ZM107 26V27H106ZM116 26V27H115ZM148 28H147V27ZM157 26V27H156ZM182 26V27H181ZM193 26V27H192ZM242 26V27H241ZM3 27V28H2ZM106 27V28H105ZM108 27H110V29H108ZM143 29H142V28ZM145 27H146V29H145ZM187 27V28H186ZM250 27V28H249ZM253 27H254V29H253ZM4 28H5V30L6 29H8V30H6V31H4ZM23 28V29H22ZM27 28V29H26ZM118 29V30H116L118 33H121V35L120 34H118V33H116V31L115 30H113V29ZM168 28V29H167ZM190 28V29H189ZM197 28L199 29V32H198V30H197ZM203 28V29H202ZM248 28H249V30H248ZM252 28V29H251ZM22 29V30H21ZM92 29V28H91ZM105 29V31L104 32H102L103 30ZM135 29H136V31L139 29V31L140 32H138V33H135L136 31H135ZM147 29H150L151 30V33L150 34H148L147 33ZM157 29V30H156ZM206 29V30H205ZM15 30H17L18 31V34H17V31L15 32ZM48 31L50 30V29H47ZM47 30H46V32H47ZM113 30V31H112ZM131 30H132V32H131ZM145 30V31H144ZM163 30V31H162ZM8 31V32H7ZM108 31H110V34H108ZM114 31H115V33H114ZM121 31V32H120ZM145 33H144V32ZM205 31V32H204ZM218 31V32H217ZM237 32L238 34H234V32ZM252 31V32H251ZM19 32L21 33V34H19ZM23 32V33H22ZM24 32H25V35H24ZM31 32V33H30ZM42 32V31H41ZM101 32V33H100ZM114 34H113V33ZM142 32L144 33V34H142ZM162 32V33H161ZM165 34H164V33ZM208 32V33H207ZM260 32H262V35H261V33ZM7 33V34H6ZM9 33V34H8ZM52 33V32H51ZM103 33V34H102ZM105 33V34H104ZM142 35L141 37H142V39H144L145 40V42H147V40H150L151 39V41L148 43H145L143 40H141V37H140V34ZM158 33V34H157ZM196 33V34H195ZM198 33H200V38L198 37ZM203 33H205V34H203ZM210 33V34H209ZM113 34V35H112ZM126 34V35H125ZM127 34H130V36H128ZM135 34H138V35H135ZM154 34V35H153ZM162 34V35H161ZM259 34V35H258ZM3 35V36H2ZM5 35V36H4ZM110 35V39H106V38H108L107 36H109ZM115 35V36H114ZM124 35V36H123ZM146 35V36H145ZM157 35V36H156ZM168 35H169V37H168ZM188 35V36H187ZM190 35V36H189ZM226 35V36H225ZM2 36V37H1ZM32 36V37H31ZM41 36V37H42ZM106 36V37H105ZM117 36H119V37H117ZM126 36V37H125ZM135 37V39H134V37ZM138 36L140 37V38H138ZM150 36V37H149ZM201 36H203V37H205L203 40L204 41H202V38H201ZM10 37V38H9ZM15 37V38H14ZM44 37H42V40H44V41H42V43L44 44H41L40 43V46L42 45L43 47L44 46H46V42L45 41H47V39L45 38L44 39ZM123 37H124V40H123ZM144 37V38H143ZM149 37V38H148ZM157 37V38H156ZM159 37V38H158ZM165 37V38H164ZM176 37V38H175ZM182 37V38H181ZM186 37V41H188V43L186 42V41H183V39ZM257 37H258V39H257ZM260 37V38H259ZM261 37H262V39H261ZM3 38V39H2ZM12 38L14 39V40H12ZM98 38V39H99ZM112 38V39H111ZM114 38H116L114 41H113V39ZM129 38V39H128ZM132 38V39H131ZM137 38V39H136ZM90 39H92V40H90ZM93 39H95V40H93ZM97 39V40H98ZM99 39V40H100ZM120 39H122V40H120ZM125 39H128V40H125ZM131 39V40H130ZM141 40L140 42H138L137 40ZM154 40V42H153V40ZM164 39V40H163ZM175 39V40H174ZM195 39V40H194ZM199 39V40H198ZM23 40H24V42H26L25 44H24V42H23ZM107 40V41H106ZM109 40V41H108ZM136 40V41H135ZM157 40V41H156ZM182 40V41H181ZM185 40V39H184ZM191 40V41H190ZM197 40V41H196ZM125 41H127V42H125ZM130 41V42H129ZM137 43V45H138V43H140V47L139 48H136V47H138L136 44H135V42ZM247 41V42H246ZM100 42V41H99ZM130 44H129V43ZM135 44H133V43ZM142 42H144V43H142ZM155 42L157 43V44H155ZM174 42V43H173ZM182 42H185L184 44L182 43ZM200 42V43H199ZM203 42V43H202ZM10 43V44H9ZM29 45H28V44ZM87 43H88V41H87ZM118 43V47H119V44H120V47L122 46V48L123 49H121V51L120 52H118L119 50H120V48L118 49V47H117V44ZM153 43V44H152ZM164 43V44H163ZM179 43H181V45L179 44ZM202 43V44H201ZM127 44V45H126ZM131 44H133V45H131ZM145 44H146V46H145ZM147 44H150L149 46L147 45ZM151 44H152V46H151ZM189 44V45H188ZM197 44V45H196ZM251 44H253V45H251ZM258 45V48H257V46L256 45ZM141 45H143V46H141ZM162 45V46H161ZM172 45H173V47H172ZM179 45V46H178ZM191 45V46H190ZM198 45H200V46H198ZM41 46V47H42ZM129 46L130 48H127V47ZM132 46H134V47H132ZM145 46V47H144ZM155 46V47H154ZM181 46V47H180ZM188 46V47H187ZM148 47V48H147ZM247 47H248V49H247ZM251 47V48H250ZM138 50V52H137V50ZM143 49L142 50V52L139 50V49ZM154 49V51L155 52H153V53H155V55H153V53H152V49ZM157 48V49H156ZM179 48H181V49H179ZM261 48H262V50H261ZM118 49V50H117ZM125 49H127V51L128 52H130L129 53V56H127L128 55V53L126 52V50ZM254 49H256V50H254ZM258 49V50H257ZM131 50H132V52H131ZM136 50V51H135ZM152 50V51H151ZM162 50H163V54H162ZM116 51H117V53H118V55H117V58L119 59H117V58H115V59H112V58H114V57H112V55H114L115 57H116ZM135 51V52H134ZM144 51V52H143ZM147 51V52H146ZM259 53H258V52ZM142 54H141V53ZM249 52H251V53H249ZM134 53H136V54H134ZM247 53V54H246ZM253 53V54H252ZM15 54V55H14ZM121 54V55H120ZM133 54H134V58H132V56H133ZM176 54V55H175ZM180 54V55H179ZM188 54V55H187ZM89 55V54H88ZM124 55H126L128 58L130 57V58H132V60H131V63H132V65L129 63V64H127L126 63V58H124L125 56ZM132 55V56H131ZM137 55V57H135ZM138 55H139V57L141 56L142 58H144V61H143V59L140 57H138ZM143 55H144V57H143ZM157 55V59H156V57H155V62H156V60L158 61L156 64H155V62H153L154 61V59L153 60H151L152 58H154V56H156ZM87 56V58H84V57H86ZM97 56V57H96ZM101 58H103L102 59V62L100 61V57ZM148 56V57H147ZM152 56V57H151ZM160 56V59H158V57ZM75 58V59H74ZM80 58H81V60H80ZM84 58V59H83ZM110 60H109V59ZM73 61V63H71L72 61ZM82 59L83 60H85L84 62L82 61ZM140 59H142L141 61H139ZM79 60H80V62H79ZM88 60V61H87ZM103 60H104V63H103ZM115 60V61H114ZM116 60L119 62H117L116 63ZM134 60H135V62L136 63H134ZM160 60V61H159ZM245 60V61H244ZM262 60V61H261ZM26 61V62H25ZM42 61H46L45 63H46V65H45V63L44 62H42ZM51 61V62H50ZM105 61H110L109 63L107 62L106 64H105ZM111 61H113V62H111ZM125 62V63H123V62ZM144 62V63H146V65H144L143 66V64L141 63V64H139V62ZM54 62H57V63H59V64H55V65H53L54 64ZM60 62H61V64L63 63L64 65H61L60 64ZM70 62V64H71V66H70V64H69V67H68V64H66V63H69ZM81 62H83L82 63V65H79ZM86 62V63H85ZM95 62V63H94ZM97 62V63H96ZM100 62L102 63V64H100ZM114 62H115V64H114ZM122 62V63H121ZM138 62V63H137ZM161 62V63H160ZM13 63V64H12ZM17 65H16V64ZM25 63V64H24ZM37 63V64H36ZM44 63V64H43ZM53 63V64H52ZM75 63V64H74ZM27 64V65H26ZM79 66H78V65ZM84 64V65H83ZM85 64H88L90 67H88V65H85ZM104 64V65H103ZM109 64H110V66H109ZM139 64V65H138ZM156 65V67H155V65ZM257 64V65H256ZM24 65H26L25 67H24ZM44 65V66H43ZM108 65V66H107ZM158 65H160L159 67H158ZM262 65V66H261ZM29 66V67H30ZM54 67V70L55 69H57L58 67V69L60 70L59 72H56V73H54L52 76H45V75H47V74H45V73H47V70H48V68L49 67ZM64 66V67H63ZM66 66V67H65ZM138 66H139V68H138ZM141 66V67H140ZM163 66V67H162ZM261 66V67H260ZM44 67V68H43ZM74 67H75V70H74ZM78 67H80V68H82V69H80V68H78ZM93 67V68H92ZM110 68L109 69V76L111 77V79L113 80L112 82H113V86L111 85V84H109V85H111V86H109V87H114V86H116L117 88H112V90L111 91H113V94H109V93H107V91H108V89L106 88V87H104L105 86V82H104V74H105V72H104V74H102L103 73V71H105L106 70V68ZM158 67V68H157ZM239 67V68H238ZM259 67V68H258ZM17 68V69H18ZM41 68H43V69H41ZM89 68V69H88ZM101 68H105L104 70L103 69H101ZM145 68V69H144ZM157 68V69H156ZM42 71H41V70ZM63 69V70H62ZM94 71H93V70ZM99 70V74H98V70ZM117 69V70H116ZM138 69V70H137ZM144 69V70H143ZM161 69V70H160ZM101 70V71H100ZM113 70L116 72V75H115V72H113ZM121 72H120V71ZM125 70V71H124ZM158 70H159V72H158ZM193 70V71H192ZM20 72V74H19V72ZM64 71V72H63ZM65 71H67L66 73H65ZM79 71V72H78ZM129 71H130V73H129ZM140 71L142 72V74L140 73ZM157 71V72H156ZM18 72V73H17ZM71 73V74H69V73ZM78 74H77V73ZM112 72V73H111ZM126 74L125 75V77L123 76L124 75V73ZM136 72V73H135ZM188 72V73H187ZM198 72V73H197ZM240 72V73H239ZM48 73H49V70H48ZM65 73V74H64ZM86 75H85V74ZM93 73V74H92ZM111 73V74H110ZM118 73V74H117ZM129 73V74H128ZM137 73H138V75H137ZM143 73L145 74V76H142L143 75ZM190 73H195V74H193V75H195V76H193V77H195V78H197L200 82V84L198 85V83L197 84H195V83H192V81H188L187 82V85L185 84V85H183V90L181 91V90H179L178 91V89H176V85H181V81H184L185 79H186V81H187V79H191L192 77H191V75H190ZM40 74V75H39ZM45 74V75H44ZM56 74H58V76L56 75ZM67 74V75H66ZM82 74V75H81ZM93 75L92 77L90 76V75ZM94 74H98L97 76H94ZM102 74V75H101ZM134 74H136V75H134ZM139 74H141L140 76H139ZM149 75V76H147L146 77V75ZM200 74V75H199ZM32 75H33V77H32ZM35 75V76H34ZM42 75V76H41ZM45 77H44V76ZM114 75V76H113ZM122 75V76H121ZM131 77H130V76ZM157 77H156V76ZM188 75V76H187ZM9 76V75H8ZM9 76V77H10ZM40 76V77H39ZM57 76V77H56ZM77 76V77H78ZM99 76V77H98ZM103 78H102V77ZM119 78H118V77ZM128 76H129V78H128ZM140 77V79H139V81H138V79L137 78H139ZM153 76V77H152ZM177 76V77H176ZM9 77H7V76H0V85H4V88H6V89H4V88H1L0 90V94H2V95H9V96H14V95H17L18 93H14V92H12L13 91V85L14 84H16V82H15V80H16V78H9ZM40 79H39V78ZM43 77V78H42ZM87 77V78H86ZM96 77L98 78L97 80H96ZM121 77H122V80H124V81H121ZM137 77V78H136ZM188 77V78H187ZM3 78L5 79L4 81H1V80H3ZM7 78H9V79H7ZM17 78V79H18ZM46 78H47V80H46ZM50 78H52V79H50ZM88 80H86V79ZM114 78V79H113ZM129 80V84H133L131 87L129 86V84L127 83L128 82V80ZM134 80V82H135V80H137V84H136V82H135V84H134V82H132L131 80L132 79ZM136 78V79H135ZM15 79V80H14ZM41 79H43V81L41 80ZM59 79V80H58ZM91 81H90V80ZM117 79H119V80H117ZM131 79V80H130ZM158 80L157 81V83H155L156 81H154V80ZM172 79H175V80H172ZM182 79V80H181ZM11 80H13V81H11ZM41 80V81H40ZM51 80V81H50ZM115 80V81H114ZM118 82H117V81ZM203 80V81H202ZM49 81V82H48ZM82 81H83V83L86 85V83H89V84H91V86L89 85V84H87L86 86H84L83 87V85L84 84H82ZM87 81V82H86ZM94 81V83H97V84H95L94 85V83H92ZM132 83H131V82ZM147 83V86H146V84L144 83ZM148 81H149V84H148ZM153 81V82H152ZM46 82H47V84H46ZM98 82H100V83H98ZM111 81H110V83H112ZM115 82L119 85V87H118V85L117 84H115ZM123 82V84L121 85V83ZM6 83V84H5ZM12 83V84H11ZM57 83V84H56ZM162 83V84H161ZM173 83L175 84L174 86L175 87H173L172 85H173ZM9 84V85H8ZM80 84V85H79ZM102 84V85H101ZM139 84L141 85V84H143L144 85V87H148V89L150 90V92H151V94L153 95V93L155 92V94H157V97H156V95L154 94L153 96H150V97H148L151 101H149V102H147V100H149V99H147L146 100V102L144 101V104L143 103H141V102H139V101H136V103H134L137 107H138V110L136 111V110H134L135 109V107H133V110L135 111H131V113L133 112V113H136L137 112V114L140 112V111H145L144 109H142L141 110V108H142V106L146 109V111H145V113H142V115L143 114H148L147 116H145V115H143V116H141V112L139 113L140 114V116L138 117V119L137 120H135L134 119V122L133 121H131L130 120V118L132 119L133 117H130V115L128 116L129 117V120L127 119L128 117L126 116V115H124V121L122 120V117L123 116H119L118 117V120L116 121V125H117V122H118V125L116 126L115 124H114V122H115V119L114 118H116V117H114V115L116 114V113H121V110H122V108L121 107H125L124 109H125V111L126 112H128V113H130V110H132V107H128V108H130L129 109V111H127V109L128 108H126L127 106H128V101H127V99L125 98L128 94L129 95H131L132 93V90H136V91H139L138 90V86H139ZM154 84H157L156 86L154 85ZM194 84V85H193ZM214 84V85H213ZM231 84V85H230ZM40 86H41V84H39ZM98 85H99V90H104L105 91V88L107 89V91H105V93H104V95H102L103 93L102 92H104V91H100L99 92V95L101 94L102 95V99L103 98H105L104 100H102V99H100V96L99 95H95V96H99L98 98L99 99H97V97L95 98V99H97V100H99V102H100V100H101V102L100 103H102V101H104V103H102L101 105L103 106H105V104H106V108H112V109H106L105 110V107H103L102 108V106L100 105V103L99 102H96V100L94 99L93 100V103H94V105H96V104H98V108H96L97 107V105L96 106H92L91 108L90 107H88L87 106V101H85L86 100V95L85 94H87V96H88V93H85L84 92V90H86V88H89V87H94L93 88V91H94V93L95 94H98V93H96V92H98ZM101 85V86H100ZM121 85V86H120ZM125 85V86H124ZM128 85V86H127ZM136 85V86H135ZM143 85L142 86H139V89H141L142 88V90H140V91H143ZM171 85V86H170ZM103 86V89L102 88H100V87H102ZM154 86V87H153ZM202 86H204V89L202 90V89H200V87H202ZM237 86V87H236ZM8 87V88H7ZM86 87V88H85ZM120 87H121V89H120ZM128 88L129 90H130V92H126V94L127 95H124L125 94V91L127 90V91H129L128 89H126V88ZM136 87V88H135ZM151 87H153L154 89H153V91H152V89H151ZM172 87H173V89H172ZM187 87V88H186ZM9 88H10V90H9ZM83 88H85V89H83ZM123 88H125V90L123 89ZM131 88V89H130ZM168 88H170V89H168ZM123 89V90H122ZM145 89L146 88H144V91H145ZM156 89V90H155ZM176 89V90H175ZM186 89V90H185ZM238 89V90H237ZM241 91H240V90ZM116 90V91H115ZM172 90V91H171ZM185 90V91H184ZM237 90V91H236ZM80 91H82V92H80ZM120 91H121V94H120ZM122 91H124V92H122ZM163 91V92H162ZM169 91L171 92V93H173L174 94V98L172 99V97L171 98H166V94H168L169 93ZM5 92H7V93H5ZM32 92V91H31ZM115 92V93H114ZM167 92V93H166ZM84 93V94H83ZM32 94H33V99H34V104H33V107H35V108H37V106L38 105H40L41 104V101H42V99H41V97L43 96V92L40 90V89H37V90H35V91H33L32 92ZM165 94V95H164ZM196 94H197V96H196ZM110 95H112V96H110ZM118 95H120V97L118 96ZM129 95L127 96L128 98H129ZM216 95V96H215ZM104 96V97H103ZM110 97V99L111 98H113V99H109L108 100V98ZM114 96V97H113ZM124 96V97H123ZM108 97V98H107ZM119 97V99L120 100H118L117 98ZM85 98V99H84ZM122 98H125V100L124 99H122ZM219 98V99H218ZM117 99V100H116ZM152 99H153V101H152ZM155 99V100H154ZM170 99H171V101H170ZM175 99V100H174ZM197 99V100H196ZM41 100V101H40ZM113 100V101H112ZM116 102H115V101ZM122 100V101H121ZM172 100H174V101H172ZM124 101V104H122V102ZM126 101V102H125ZM169 101L171 102V103H169ZM176 101H178V102H176ZM40 102V103H39ZM85 102V104H83ZM138 102H139V104H138ZM154 102V103H153ZM156 102V103H155ZM174 102V103H173ZM205 102V103H204ZM107 103H108V105H107ZM111 103V104H110ZM117 104L118 105V103H119V105L118 106H116L115 104ZM120 103H121V105H120ZM146 103H148V104H146ZM127 104V105H126ZM145 104L147 105V107H145ZM170 104V109L168 108V106L167 105H169ZM203 104V105H202ZM110 105H112V107L110 106ZM164 106V108L165 107H167V110H169V114H167V115H169V116H163V119H159L160 117H158V113H157V111H163L164 110V108H163V106ZM166 105V106H165ZM218 105V106H217ZM226 105V106H225ZM29 106L30 107H28V105H24V112L25 111H28L29 110V108H32L31 107V105L29 104ZM82 106H81V108H82ZM113 106H114V108H113ZM121 106V107H120ZM162 106V107H161ZM152 107V108H151ZM28 108V109H27ZM117 108V109H116ZM120 108V109H119ZM147 108H149V113L151 114L152 112L153 113H155L154 114V118L153 117H151V118H153V119H151L150 117H148L149 116V113L147 112ZM161 108H163V110L161 109ZM214 108V110H212ZM82 109V110H83ZM103 109L105 110V111H103ZM113 109H115V110H113ZM124 109L122 110V111H124ZM140 109V110H139ZM153 109H156L155 111H153ZM173 109H175V110H173ZM99 110V111H98ZM111 110L114 112V113H112L111 114ZM101 111H103V112H101ZM120 111V112H119ZM18 112V111H17ZM30 112V111H29ZM95 112V113H94ZM102 114H101V113ZM126 112H122V113H126ZM216 112V113H215ZM19 113H22L21 111H19ZM86 113H88L87 111L85 112V114ZM98 113H100V114H98ZM108 113V114H107ZM215 113V114H214ZM105 114H107V115H105ZM156 114H158L157 116H156ZM211 116H210V115ZM87 115V114H86ZM110 115V117H108ZM88 116V115H87ZM222 118H221V117ZM224 116V117H223ZM25 116L23 115V114H21V118L23 119ZM113 119H112V118ZM141 117V120L142 121H140L139 120V118ZM144 117V118H143ZM145 117H146V119H150V123L148 124V123H144V122H147L148 120H146L145 119ZM148 117V118H147ZM171 117V118H170ZM109 118H111V120L109 119ZM165 118H168V120L166 119L165 120ZM210 118V119H209ZM117 119V118H116ZM92 120V121H91ZM112 120H113V124H112ZM121 120V121H120ZM127 121V124L126 123H124V122H126ZM133 120V119H132ZM140 122H139V121ZM158 120H160L161 122H158ZM128 121H131V123L132 124H134V126L133 125H131V123H128ZM138 121V122H137ZM144 121V122H143ZM165 122V124L163 125V122ZM168 121V122H167ZM94 122H96L97 124H94ZM120 122H122V123H124V125H126V126H124V128H121L122 126H123V124L121 123L120 125V128H117V127H119V123ZM157 122V123H156ZM137 123V124H136ZM156 123V124H155ZM158 123H161V125L160 124H158ZM170 123V124H169ZM151 124V125H150ZM153 124V125H152ZM156 126H155V125ZM158 124V125H157ZM172 124V125H171ZM113 125V127H111ZM166 125H167V127H166ZM188 125H190V126H188ZM239 125V126H238ZM29 125L28 124H25V122H24V125H22V127H21V132H20V135H22V133H25V131H26V128L28 127ZM151 127L153 130L155 129L154 127H156L157 129L160 127V126H164L163 127V131H162V134H160V135H158L157 133H158V131H153L151 128H148V127ZM213 126V127H212ZM129 127V128H130ZM137 127V126H136ZM146 127V128H145ZM166 127V128H165ZM188 128V129H186V128ZM24 128V129H23ZM138 127H137V129H139ZM165 128V129H164ZM14 129V128H13ZM111 129V130H110ZM147 129H148V131H153V132H151V134H152V136H150V137H148V134H146L145 136H144V134H145V132L146 133H148V131H147ZM166 129H167V132H166ZM234 135H233V138L234 139H236V141L234 140V141H232V144H233V146H234V148L236 149V153H237V157H242L244 160L242 161H238V163H237V165H241V166H246L247 167V169H246V167H245V169H243V172H245L244 174H246L247 176H249V180L251 181V183H255L256 182V178H257V174H256V172H258L259 171V169H261V168H264V130L263 131H259V132H257V134L255 135V133H254V131L256 130V129H259V128H257V127H255V129L253 128H248V125H240V123L239 124H236L235 125V127H234ZM238 129V130H237ZM249 129V130H248ZM10 130L12 131V127L10 128ZM115 130V131H114ZM248 130V131H247ZM251 130V131H250ZM252 130H254V131H252ZM14 131V130H13ZM112 131H113V133H112ZM143 131H145V132H143ZM171 131V132H170ZM237 131V132H236ZM248 133L247 135H244L246 132ZM143 132V133H142ZM157 132V133H156ZM164 132V133H163ZM166 132V133H165ZM170 132V133H169ZM142 133V134H141ZM170 134L169 136H168V134ZM251 133V134H250ZM15 134V135H14ZM150 134V133H149ZM157 135V138H156V135ZM250 134V136H248ZM11 135H12V140H16L15 142H17V147L19 148L20 147V141H21V137H23V136H20V137H17L16 138V136H18L19 135V133L17 132L16 133V131L15 132H11ZM142 135V137L144 136V137H146L147 139H149L147 142V145H146V143H142L141 144V142H145V139H144V137L142 138V137H140ZM164 135H165V138H163L164 137ZM183 135V136H182ZM251 135L253 136V135H255L254 137H251ZM159 136V137H158ZM236 137V138H235ZM245 137V138H244ZM251 137V138H250ZM16 138V139H15ZM21 138V139H20ZM110 138H112V139H110ZM158 138L161 140H159V143H157V141H158ZM243 138V139H242ZM252 138L254 139V140H252ZM150 139H152V141L150 140ZM154 139V140H153ZM169 139V140H168ZM111 140H113V141H111ZM165 142H164V141ZM111 141V142H110ZM136 141H138V142H136ZM149 141H151L150 142V144H149ZM169 141H171V142H169ZM243 141V142H242ZM253 141H254V143H253ZM154 142H156L157 144H155ZM75 143H73V144H70V150L71 151H73L75 148H74V146L73 145H75ZM114 143V144H113ZM131 143V144H130ZM137 143H138V145H137ZM155 144V146H154V144ZM169 143V144H168ZM237 143V144H236ZM253 143V144H252ZM125 144V143H124ZM141 144V145H140ZM153 144V145H152ZM162 144V145H163ZM166 144H165V146H166ZM176 144H177V148H176ZM114 147H113V146ZM116 145V146H115ZM148 145H149V148H148ZM174 145H175V147H174ZM237 145V146H236ZM130 146V149L128 148ZM144 146H146V149L148 150H145L144 148ZM153 146V147H152ZM164 146V145H163ZM242 146V147H241ZM71 147L72 148H74V149H71ZM131 147L133 148V149H131ZM139 147V148H138ZM174 147V148H173ZM237 147V148H236ZM239 147V148H238ZM109 148V149H108ZM111 148V149H110ZM116 148V149H115ZM121 148H122V146H121ZM127 148H128V150H127ZM141 148H143V149H141ZM176 148V149H175ZM221 148V149H220ZM254 148V149H253ZM24 149V148H23ZM112 149H114V150H112ZM162 149V148H161ZM239 149V150H238ZM134 150V151H133ZM173 150V152H175V153H172L171 151ZM217 150V151H216ZM249 150V151H248ZM105 151V152H104ZM140 151H143V153H141ZM241 151V152H240ZM253 151V152H252ZM103 152V153H102ZM167 152V151H166ZM165 152V153H166ZM105 153V154H104ZM124 153V155L126 156H124V155H122ZM131 153V154H130ZM132 153H133V155H132ZM168 152H167V154H169ZM239 153V154H238ZM1 155H0V157L1 156H3L4 154H7V152H3V153H0ZM112 156H111V155ZM127 154V155H126ZM173 154H175V155H173ZM82 155L83 154H79L78 155V153H74V156L72 155V156H68L67 157V159H63L62 161H61V165L59 166V169H58V171H57V174L58 175H56V177H55V180H56V182H55V184L53 185L54 187L58 184L59 186H60V188H61V186H62V188H63V185L65 186V181H64V179H63V175L65 176H67L66 178H68L67 180L69 181V183H68V181H67V183L68 184H66V186L65 187H68V190L70 191V190H73L74 189V184H75V182H74V179L75 178H73L74 177V174H77V173H75V172H77V166L79 165L78 163V160L81 162V163H83L84 161H85V159L84 158H81L82 157ZM107 155V157L109 158V156ZM172 155V156H171ZM67 156V155H66ZM117 156V157H116ZM192 158H191V157ZM83 157H85L84 155H83ZM107 157L105 156L104 157V160L102 161V163H98V164H95V165H92V169H94V170H98V171H102V173L104 174L105 173V171H106V167H107V161H109L108 159H107ZM120 157V158H119ZM112 158V159H113ZM227 158V159H226ZM82 159V160H81ZM105 159H106V162L105 163H103L104 161H105ZM240 159V158H239ZM67 161H68V163H67ZM73 161V162H72ZM170 161V163H168ZM189 161V162H188ZM78 162V163H77ZM241 162V163H240ZM71 163V165L70 166H75L74 168H72V167H70L69 166V164ZM74 165H73V164ZM131 163H133V162H131ZM168 163V164H167ZM243 163V164H242ZM76 164V165H75ZM78 164V165H77ZM105 164V165H104ZM172 164V165H171ZM190 164V165H189ZM98 165V166H97ZM101 165V166H100ZM175 165V166H174ZM194 165V166H193ZM262 165V166H261ZM95 166V167H94ZM100 166V167H99ZM104 166H106V167H104ZM152 166V167H151ZM165 166V167H166ZM173 168H172V167ZM69 167V168H68ZM164 167V169L166 170V168ZM191 167V168H190ZM61 168V169H60ZM67 168L68 169H70L72 172H70V170H69V173H70V175H68V170H67ZM76 168V169H75ZM22 168H19V173H21L20 172V170H21ZM67 171H66V170ZM74 169V170H73ZM103 169H105V170H103ZM159 169H162L161 171H157V170H159ZM194 169V170H193ZM196 169H198V171L196 170ZM64 170V171H63ZM76 170V171H75ZM156 170V171H155ZM177 170V171H176ZM214 170V171H213ZM65 171H66V173H65ZM74 171V172H73ZM145 171V172H146ZM155 171V172H154ZM174 171V170H173ZM187 171V172H186ZM197 171V172H196ZM64 172V173H63ZM145 172H143L142 174H147V172L145 173ZM189 172V173H188ZM192 172V173H191ZM42 172H40L39 174H41ZM72 173H74V174H72ZM157 173V174H156ZM62 174V175H61ZM72 174V175H71ZM189 174H190V177H189ZM180 175V176H179ZM60 176V177H59ZM166 176L167 175H165L164 176V179L166 178ZM185 176H186V178H185ZM197 176V177H196ZM199 176V177H198ZM38 177H39V175H38ZM38 177H37V179H38ZM156 177V178H157ZM264 177V176H263ZM72 178H73V180H72ZM178 178V179H177ZM195 178H196V181L194 182V180H195ZM198 178V179H197ZM63 180V181H58V180ZM191 179V180H190ZM194 179V180H193ZM54 180V181H55ZM166 180H168V179H166ZM180 180V181H179ZM189 182H188V181ZM193 180V182H191ZM205 181H211V182H209V185H210V183H217L218 182V184L215 186V187H212V188H208V190L206 189V188H204V186L202 185V182L204 183ZM255 181V182H254ZM58 182H60V184L58 183ZM71 182V183H70ZM57 183V184H56ZM63 183V184H62ZM113 183V182H112ZM177 183V184H176ZM13 184H15V182H12V184L10 185L11 187H9V190L8 191H10L13 187ZM170 184V183H169ZM168 184V185H169ZM191 184H192V187H191ZM201 184V185H200ZM56 186V188L58 187L59 188V186ZM102 185L103 186H106V185H104L103 183H102ZM194 186H198V187H200V189H196V188H193ZM201 187H203V188H201ZM52 188L55 192H59V195L57 194V193H55V192H53V190L51 189L50 190V193H51V195L54 193V194H56L57 196H55L56 198L57 197H59L60 196V190L57 188ZM73 188V189H72ZM184 188V189H183ZM56 189V190H55ZM65 189V191H66V188H64ZM64 189H62V191H64ZM166 189H164L163 190V192L166 190ZM206 189V190H205ZM179 190V191H178ZM188 190V191H187ZM191 190V191H190ZM64 191V192H65ZM176 193L177 191H178V193L180 192L181 194H178L177 193V196H176V194L174 193V192ZM185 191V192H184ZM199 191V192H198ZM49 192V191H48ZM163 192H161V194L163 193ZM188 192H191V193H189V194H187ZM208 192V193H207ZM8 193V192H7ZM160 193V192H159ZM165 194H166V192H164ZM163 193V195H165ZM183 193H184V196H182L183 195ZM192 193H194V197H193V194ZM132 195V193L130 192L129 193V195ZM161 194H158V196H161ZM175 194V195H174ZM187 194V197L185 196ZM163 195H162V197H163ZM181 196L180 198H179V196ZM64 196H65V194H64ZM189 196H191V199H188V198H190ZM54 196H52V197H50L49 196V199H50V201H49V199L46 201V202H44V204L43 205H40L39 203H36V206H35V209H37V211H35V212H37V213H42V215H41V220H40V222L41 223H43V222H46V220H47V217L50 215L49 214V211H48V209H49V206L47 207V208H45V205H46V203H48L49 204V202H50V206H52V202L54 203V200L56 199L55 197L53 198ZM184 197V198H183ZM196 197V198H195ZM219 198V197H221V199H223V201H218V204L219 205H221L220 207H221V210L219 209V205L216 203V202H214L212 199L213 198ZM159 198V197H158ZM177 198H179V200H177ZM182 198V199H181ZM188 199V201H185L186 199ZM52 199V200H51ZM54 199V200H53ZM184 199V200H183ZM198 199V200H197ZM176 200H177V202H176ZM181 200H183V201H181ZM192 200V201H191ZM197 200V201H196ZM264 200V199H263ZM262 200V201H263ZM52 201V202H51ZM185 201V202H184ZM190 201V202H189ZM214 203H216V204H214V205H212L213 204V202ZM176 202V204L174 205V203ZM182 202H184V203H182ZM155 203V202H154ZM47 204V205H48ZM172 204V205H171ZM174 205V206H173ZM201 206V207H200ZM207 206V207H206ZM209 206H211L212 207V209L209 207ZM258 207H259V209H261V211H260V213H259V215H258V217H259V220H258V222L257 223H254V224H250V226L249 227H253V232H251V233H248V236H246V237H241L239 240L241 241V244H242V246H243V248H242V251L244 250V247L246 248V246L249 244H256V243H258V241H260L262 238L264 239V204L263 205H260V204H258L257 205ZM256 206V207H257ZM206 208V209H205ZM214 208V209H213ZM217 209V210H216ZM168 210H170V209H168ZM220 210V212H221V214L222 215H220V213L219 212H217V211H219ZM237 210V211H236ZM47 211H48V213H47ZM209 211H210V213H209ZM215 211V212H214ZM206 212V213H205ZM227 212V213H226ZM165 213H166V211H165ZM172 213H174V215H172L174 218L175 217H177V214H178V212H175V209H174V211H172ZM212 213V214H211ZM169 214H171L170 212H169ZM210 214V215H209ZM216 214V215H215ZM45 215V216H44ZM48 215V216H47ZM168 215V214H167ZM179 215V214H178ZM208 215H209V217H208ZM47 216V217H46ZM210 216H213V219H211L212 217H210ZM46 217V218H45ZM215 217V218H214ZM263 217V218H262ZM208 218H209V220H208ZM241 219V221H240V219ZM214 219H215V221L216 222H214ZM213 220V221H212ZM233 220V221H232ZM152 220L150 219H146V220H143V223H142V221H141V224H135L134 226H137V229L138 228H142V229H138L137 231H135L136 233L135 234H137V233H142V232H145V233H149L150 232V234L152 235V237L154 238L155 236H156V232H154L153 230H150V229H148V228H150V227H152V226H154V225H156V224H158V223H154V222H151ZM176 221V219H174L173 221H172V224H174V225H176L177 224V222L176 223H174ZM208 221L210 222V223H208ZM212 221V222H211ZM199 222V223H198ZM201 222V223H200ZM137 223H139V222H137ZM154 223V224H153ZM203 223V224H202ZM145 225V227H144V225ZM150 224V225H149ZM263 224V225H262ZM97 226V225H96ZM99 226V225H98ZM143 226V227H142ZM241 228H240V227ZM98 228V227H97ZM100 228V227H99ZM98 228V229H99ZM102 228V227H101ZM101 228L99 229V230H97V231H99L97 234H99V236H100V234H103L104 236H105V232H106V229L105 230H101ZM108 229V228H107ZM147 230H149V231H147ZM101 231V232H100ZM102 231H104V233L102 232ZM256 231V232H255ZM103 235H101V237L103 236ZM103 236V237H104ZM119 234H117L116 235V238L117 239H121V237L119 236ZM100 237V238H101ZM207 237V236H206ZM116 239V240H117ZM205 238H203L202 240H204ZM112 240V239H111ZM206 240V239H205ZM130 242V240H127L126 242L127 243H129ZM109 242V243H108ZM107 243V245H105L106 247H108V246H110V242H113V243H111V244H114V242H116V243H118L117 241H115V239H113V241H108ZM244 244V245H243ZM247 244V245H246ZM216 249H214V251H215ZM213 252V251H212ZM243 254H244V251H243ZM40 255V254H39ZM224 256V255H223ZM38 259H36V262L37 261H39V259H40V257L38 256L37 257ZM244 258V257H243ZM255 263H258V264H262V262L259 260V256H258V254H257V252L256 251H253L251 254H249V255H247V260H245V258H244V260H243V262H242V264H255Z\"/></svg>",
  "mask_w": 264,
  "mask_h": 264
}]
</instances>
